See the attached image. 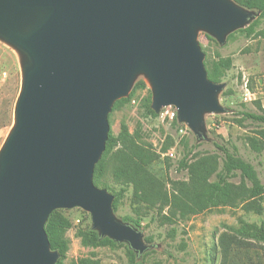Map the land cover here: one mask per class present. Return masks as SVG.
Listing matches in <instances>:
<instances>
[{"label": "water", "instance_id": "obj_1", "mask_svg": "<svg viewBox=\"0 0 264 264\" xmlns=\"http://www.w3.org/2000/svg\"><path fill=\"white\" fill-rule=\"evenodd\" d=\"M250 17L232 0H0V37L27 57L0 147V264H55L44 226L60 208L89 212L101 237L144 251L93 182L107 114L144 73L151 109L174 106L200 137L203 114L223 111L224 83L208 78L196 31L223 43Z\"/></svg>", "mask_w": 264, "mask_h": 264}, {"label": "rangeland", "instance_id": "obj_2", "mask_svg": "<svg viewBox=\"0 0 264 264\" xmlns=\"http://www.w3.org/2000/svg\"><path fill=\"white\" fill-rule=\"evenodd\" d=\"M240 7L249 11L251 17L241 27L227 33L223 43L205 30L196 31L206 71V65L217 59V55L232 60L231 67L217 82L224 83L217 94L223 111L203 114L200 137L190 128L180 133L184 123L177 119L170 121L162 119L158 113L152 116L147 112V107L151 108L152 86L144 73L135 75L128 93L117 98L107 114L108 135L116 137L124 124L137 142L159 154L154 169L163 180L162 193L167 199L158 197L161 194L157 191L139 199L132 184H121L113 177L115 152L116 148H122L120 144L106 157V169L98 185L113 195L114 217L140 231L146 249L138 252L127 242L110 238L107 244L84 245L80 233L98 232L92 227L90 213L79 207L60 208L53 211L64 215L70 225L63 232L65 250L59 253L51 249L58 254L55 264H78L82 259L101 264H264V248L260 244L247 238L245 241L250 244L245 250L236 242L242 237L243 227L252 230L264 221V194L260 212L254 208L244 209L240 204L212 206L189 213L176 190L177 183L189 178L188 168L180 166L182 160L192 163L197 158L210 157L216 163V170L208 181L217 180L223 159L217 144L250 162L264 183V140L259 134L264 127L244 115L264 110V18ZM252 21L257 22L256 32L246 37L243 29ZM26 62L22 51L0 37V147L14 124L13 112ZM245 89L250 93L247 100L244 99ZM252 140L261 147L259 150L252 145ZM168 151H172L173 156L167 155ZM226 180L233 186L241 183L238 171L228 174Z\"/></svg>", "mask_w": 264, "mask_h": 264}, {"label": "trees", "instance_id": "obj_3", "mask_svg": "<svg viewBox=\"0 0 264 264\" xmlns=\"http://www.w3.org/2000/svg\"><path fill=\"white\" fill-rule=\"evenodd\" d=\"M240 6L258 13L260 18H264V0H233ZM256 21H252L243 29L246 37H250L256 32ZM232 65V60L228 57L224 58L217 55V59L210 61L207 67L208 78L213 82H220L224 77L226 70ZM140 86H144L143 82H139ZM147 112L152 116L157 114L147 107ZM244 115L252 121L258 122L264 127V110L260 113L245 112ZM261 138L264 140V128L259 130ZM136 138L130 134L127 127L123 124L120 133L113 137L108 135L105 149L94 166L93 182L100 185L101 177L106 169V157L113 154L116 146L119 144L122 148H116V159L113 167V177L121 184H132L135 195L141 199L146 193L157 191L161 194L158 197L167 199L162 193L163 180L154 169L158 164L159 154L153 152L150 148L142 145L135 140ZM255 149L259 150L257 142L252 140ZM256 142V143H255ZM262 146V145H261ZM264 146V145H263ZM262 146V147H263ZM217 147L223 154L221 171L217 172V180L209 182L208 179L216 170V163L210 157H200L192 163L182 160L181 167H187L189 171L188 181L177 183V194L183 201V207L189 213L203 211L212 206L231 205L239 206L243 204L244 209L254 208L257 212L261 210V200L264 194V183L258 178L257 172L253 165L243 158L234 155L225 146L217 144ZM238 171L241 177V183L233 186L227 180L228 174ZM123 188L120 189V192ZM115 199V198H114ZM151 202H154L152 200ZM115 207V200L112 203ZM69 220L62 215L53 211L49 214L45 223V231L49 240L51 249L62 253L66 248V241L63 232L69 227ZM81 241L84 245L98 246L107 244L110 239L108 237H100L96 231L82 232ZM241 238L237 239V243H241L239 247L245 250L249 249V244L245 239L249 238L260 244L264 248V221H261L257 227L251 230V227L245 226L241 230ZM238 243V244H239ZM56 264H59L58 262ZM78 264H101L91 259H82Z\"/></svg>", "mask_w": 264, "mask_h": 264}, {"label": "built area", "instance_id": "obj_4", "mask_svg": "<svg viewBox=\"0 0 264 264\" xmlns=\"http://www.w3.org/2000/svg\"><path fill=\"white\" fill-rule=\"evenodd\" d=\"M249 91L247 89H245L244 92V99H248L249 98ZM159 116L162 119H168L170 121L177 119V111L176 108L172 105H168V106H164L160 109V111L158 112ZM189 129L185 124H183V127L179 129V132L184 134L186 133V130ZM173 152L172 151H168L167 155L169 156H173Z\"/></svg>", "mask_w": 264, "mask_h": 264}]
</instances>
